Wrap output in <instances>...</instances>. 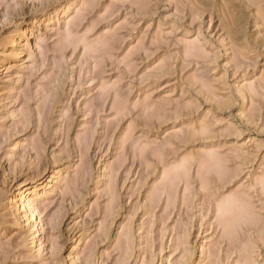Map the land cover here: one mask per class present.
Listing matches in <instances>:
<instances>
[{
  "label": "clouds",
  "instance_id": "1",
  "mask_svg": "<svg viewBox=\"0 0 264 264\" xmlns=\"http://www.w3.org/2000/svg\"><path fill=\"white\" fill-rule=\"evenodd\" d=\"M63 3L0 0V43L5 33L22 42L35 89H25L26 103H35L33 127L38 117L40 142L52 150L50 159L41 151L10 158L0 140V264H139V249L132 259L123 244V259L105 260L99 247L69 252L72 235L48 223L51 193L71 184L87 195L108 177L113 155L111 177L119 170L140 181L144 211L167 209L165 256L176 251L159 264L181 254L182 264H264V0H117L134 26L163 30L164 67L151 75L128 69L119 33L71 17ZM54 108L65 130L84 115L59 156ZM241 156L247 163L233 166ZM41 160L63 163L39 190L29 179ZM53 237L59 247H50Z\"/></svg>",
  "mask_w": 264,
  "mask_h": 264
},
{
  "label": "rangeland",
  "instance_id": "2",
  "mask_svg": "<svg viewBox=\"0 0 264 264\" xmlns=\"http://www.w3.org/2000/svg\"><path fill=\"white\" fill-rule=\"evenodd\" d=\"M62 7L64 12L71 14V17L84 21L89 26H96L102 32L119 33L116 39L123 49L122 59L131 71L151 75L154 71L163 70L164 54L157 41L159 31L163 30L150 28L147 24L134 26L129 20V13L117 6V0H64ZM11 35L5 33L4 41L0 43V114H2L0 129L3 131L0 140L6 142L8 146L6 155L10 158L18 159L30 155L35 159L37 151H41L43 157L50 159L51 148L40 142L43 129L38 117L33 127L31 117L35 103L30 101L26 103L28 98L25 89L33 92L35 89L31 88L24 59L20 55L22 42L15 43V40L10 39ZM192 51L195 54V47ZM62 116V111L57 115L55 108L53 109L51 130L55 133L52 139L55 140V145L59 146L57 156L64 148H71V142L84 127L82 113L76 116L71 128L66 130ZM47 123L45 122L46 126ZM93 142L95 143V138ZM100 143H103V137ZM116 159V155H113L112 159L106 162L105 167L109 169L108 177L102 184L93 180L87 195L73 192L71 184H64L55 189L51 193V200L47 201L55 202L48 223L65 237L72 235L69 252L76 250L77 254L86 250L94 252L99 247L105 260L112 258L114 253L123 259L119 252L123 244L125 252H130L132 259L136 258L139 249V264H159L162 257L167 260L176 251L173 247L172 252L165 256V244L169 234L168 221L163 217L167 209L155 207L145 212L141 206L147 196L140 189V181L129 183L126 180L128 173L121 175L119 170L114 178L111 177V166ZM260 159L264 160V153L260 154ZM15 163L16 159H13L12 164ZM62 163L63 161L56 160L49 165L43 160L39 161L32 170L29 183L42 190L49 184L53 175L52 168L59 171ZM245 163L246 158L241 156L234 159L233 166ZM4 166L8 167L7 161L4 162ZM75 168L74 165L73 171ZM250 171L252 175L256 174L255 170ZM64 178L66 180L68 178L67 171ZM145 221L147 223L142 236L138 235ZM204 246L207 248L206 244ZM50 247H59L55 237L52 238ZM227 250V242L222 243L220 249L222 258ZM205 255L207 256L208 252ZM181 257L182 254L175 257L177 264H182Z\"/></svg>",
  "mask_w": 264,
  "mask_h": 264
},
{
  "label": "bare ground",
  "instance_id": "3",
  "mask_svg": "<svg viewBox=\"0 0 264 264\" xmlns=\"http://www.w3.org/2000/svg\"><path fill=\"white\" fill-rule=\"evenodd\" d=\"M14 42H15V43H19V41H18V40H15ZM4 44H5V43H4ZM1 45H2V44H1ZM2 47H3V46H2Z\"/></svg>",
  "mask_w": 264,
  "mask_h": 264
}]
</instances>
